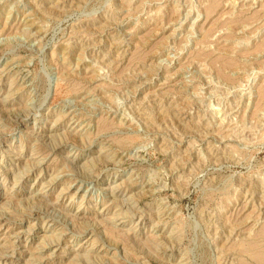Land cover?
<instances>
[{"label": "rangeland", "instance_id": "rangeland-1", "mask_svg": "<svg viewBox=\"0 0 264 264\" xmlns=\"http://www.w3.org/2000/svg\"><path fill=\"white\" fill-rule=\"evenodd\" d=\"M0 264H264V0H0Z\"/></svg>", "mask_w": 264, "mask_h": 264}]
</instances>
